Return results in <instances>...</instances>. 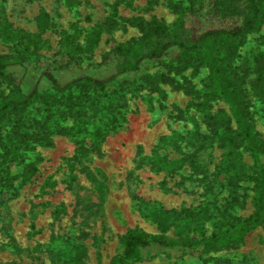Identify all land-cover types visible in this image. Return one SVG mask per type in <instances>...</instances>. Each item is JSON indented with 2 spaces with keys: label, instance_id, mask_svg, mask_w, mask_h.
<instances>
[{
  "label": "trees",
  "instance_id": "obj_1",
  "mask_svg": "<svg viewBox=\"0 0 264 264\" xmlns=\"http://www.w3.org/2000/svg\"><path fill=\"white\" fill-rule=\"evenodd\" d=\"M61 1L70 9L80 4L79 0ZM157 3L149 0L146 10ZM167 4L177 16L172 24L157 17L149 21L126 20L141 35L116 44L105 55L102 65L109 69L103 75L79 66L82 56L100 42L102 25L88 29L76 25L72 31H60L61 56L67 64L75 61L77 65L74 74L64 78L51 63L44 66V55L40 53L46 46L43 34L55 27L46 10L41 9L37 16L36 33L15 29L7 19L0 20V41L15 48L12 54H0V82H6L9 88L6 95H0V127H6L0 136L2 197L10 194L18 178L10 175V163L25 162L26 153L38 146H52L54 135L71 136L78 144L89 137L93 149H100L110 134L123 127L126 116L119 96L126 86L147 85L165 98L161 83H176V76L189 69L193 77L203 67L209 71L208 81L200 91L185 76L183 82L177 83L187 95L202 93V100L193 104L201 121L194 120L193 130L187 135L172 132L161 136L148 161L152 170H166L170 176L188 163L195 174L201 169L199 158L208 148L222 150L210 182L221 183L228 195L220 204L216 203L218 199L172 209L157 204L155 213L160 226L165 230L176 225L174 235L151 234L141 227H131L120 236L110 264H133L162 253L202 256L236 248L245 242L249 232L264 228V138L255 120L257 109L264 113V49L254 56L252 66L248 62L237 64L247 37L264 25V0H167ZM117 15L115 3L111 25L117 23ZM261 44L264 46V36ZM159 64L165 71L152 75L149 68ZM17 71L34 73L36 79L30 89L24 88ZM251 74L253 79L249 80ZM217 100L226 102L229 111L213 113L212 103ZM175 109L177 117L185 116L184 109ZM163 146L171 147L169 154L178 157L169 158V154L161 152ZM244 151L252 159L251 173ZM37 171V166L29 163L20 176L21 184L31 181ZM220 176L224 179L220 180ZM247 181L252 184L253 210L247 216H237L232 210L240 204L239 189ZM166 184L165 180L163 185ZM210 220L216 228L207 233L206 222Z\"/></svg>",
  "mask_w": 264,
  "mask_h": 264
},
{
  "label": "rangeland",
  "instance_id": "obj_2",
  "mask_svg": "<svg viewBox=\"0 0 264 264\" xmlns=\"http://www.w3.org/2000/svg\"><path fill=\"white\" fill-rule=\"evenodd\" d=\"M79 1L76 9H70L61 0H0V20L7 19L15 29L36 33L37 16L41 9L46 10L55 27L43 34L46 46L40 53L44 55V66L51 63L64 78H69L77 65L75 61L67 64L61 56L62 29L72 31L76 25L84 29L103 26L100 42L92 52L84 54L79 63L82 70L103 75L109 69L108 65H102L105 55L116 44L141 35L137 27L127 23V19L149 21L157 17L172 24L177 18L167 0H157L151 10H146L149 0ZM115 3H118L117 23L111 25L109 19ZM262 36L264 25L247 37L238 65L246 62L253 65L254 56L264 49ZM14 51L13 44L0 41V54ZM148 71L155 75L165 68L162 64L153 65ZM17 74L26 90L34 85V73L17 71ZM183 76L200 91L208 81L209 71L203 67L193 77L189 69L176 76V83H161L165 98L160 92L150 91L147 85L126 86L119 96L126 116L123 127L110 134L100 149H93L89 137L78 144L71 136L54 135L52 146H38L26 153L25 162L10 163V175L18 178L13 181L10 194L0 196V264H110L120 236L131 227H141L151 234L174 235L176 225L165 230L160 226L155 213L157 204L172 209L198 206L206 200L218 199L217 204L224 202L222 198L228 195V189L218 181L210 182L222 150L208 148L200 156L201 169L195 174L188 163L170 176L166 170H152L148 161L161 136L172 132L187 135L193 130L194 120L201 121L193 104L202 100V93L187 95L183 88L177 87V83L183 82ZM8 91L7 83L0 82V95H6ZM176 107L185 110L183 118L177 117ZM211 111L228 112L229 107L223 100H217L212 103ZM255 120L257 130L264 138V113L259 109ZM5 132L6 127L1 126L0 136ZM171 150L169 146L161 148L164 154ZM168 157L178 155L171 153ZM244 160L251 173L252 159L246 151ZM29 163H34L38 171L31 181L21 184L20 176ZM219 179L223 180L224 176ZM165 180L166 186L163 185ZM251 186L250 181L242 183L239 189L241 202L232 210L234 215L247 216L252 212ZM215 228L213 220L206 222L207 233ZM191 235L197 234L191 232ZM221 262L264 264V228L249 232L245 242L236 248L202 256L162 253L133 264Z\"/></svg>",
  "mask_w": 264,
  "mask_h": 264
}]
</instances>
